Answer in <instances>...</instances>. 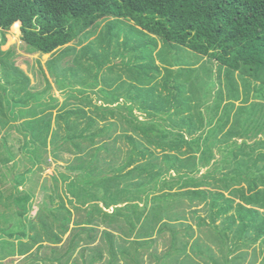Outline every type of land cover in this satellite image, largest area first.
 <instances>
[{"label": "trees", "instance_id": "obj_1", "mask_svg": "<svg viewBox=\"0 0 264 264\" xmlns=\"http://www.w3.org/2000/svg\"><path fill=\"white\" fill-rule=\"evenodd\" d=\"M117 20L132 22L146 39L135 41L126 36L119 43L122 30L101 35L109 45L112 36H118L116 49L123 48L124 52L119 50L122 59L131 51L126 65H131L128 72L134 83L124 96L130 105L111 108L107 105L118 102L114 92L100 90L103 106L89 94L95 91L98 100L95 89L111 61L110 53L101 57L92 44L81 48L76 59L89 62L84 68L88 77L81 82L84 90L76 89L66 76H57V61L75 51L70 43L89 37L96 26ZM17 24H21L25 54H51L46 64L58 90L68 99L82 96L94 109L89 116L80 107L66 110L63 104L64 111L56 114L66 124L62 142H70L71 151L78 154L95 145L93 153L79 157V165L71 167L73 173L60 177L67 201L89 211L85 230L73 237L69 250L82 245L81 234L98 231L94 223L102 220L122 222L134 235L130 241L117 243L113 232H103L106 264H120L121 259L145 264L143 252L167 232L170 251L161 257L153 254L158 264H243V250L264 240V139L254 144L244 140L241 145L232 140L264 134V0H0V163H13L0 174V202L5 196L8 201V214L0 215V264L21 257L29 264H39L32 251L37 245L43 247L44 239L59 244L72 212L62 203L44 209L37 220H29V213L35 212V196L20 190L48 159V146L57 137L51 118L59 103L52 95L45 97L51 83L43 71L49 86L37 93L27 74L8 64L6 57L13 49L1 48ZM159 41L163 46L156 52ZM59 52L60 57L56 56ZM198 57L215 60L217 73L226 72V84L220 82L215 96L214 70L195 68L192 58ZM157 58L162 67L157 66ZM209 97L214 99L212 104ZM237 101L244 104L238 106ZM136 107L146 119L135 115ZM109 118L115 122L99 125ZM117 123L127 127L120 137L130 149L120 165L103 169L100 153L113 151L106 143L98 141L96 146L97 139L115 131ZM14 130L22 136L19 151L30 164L23 172L18 171L10 144ZM216 149L219 167L212 163ZM219 172L224 174L218 177ZM4 182H11L18 192L15 198L13 193L4 194ZM201 205L206 217L192 209ZM190 214L196 225L186 220ZM195 226L205 239L196 236ZM102 258L99 253L89 263L83 262L94 264ZM48 260L50 264L60 262Z\"/></svg>", "mask_w": 264, "mask_h": 264}, {"label": "rangeland", "instance_id": "obj_2", "mask_svg": "<svg viewBox=\"0 0 264 264\" xmlns=\"http://www.w3.org/2000/svg\"><path fill=\"white\" fill-rule=\"evenodd\" d=\"M113 22V21H110ZM105 23V22H104ZM107 23V22H106ZM105 23V24H106ZM103 24L102 26H96L94 27V33L91 34L89 37L82 38L81 40H76L75 42L70 43L68 46L75 49L74 52H71L69 55L64 56L63 58H59L57 61V67L58 72L57 76L60 78H64L63 76H66L67 79H69L71 82L75 83V88L78 90H84V87L82 86L81 82H84V80L87 79L88 75L85 73L84 68L89 63L85 60H77L76 56H79L81 53V48L88 44H92L94 48L98 50V54L100 56H104V54L110 53V59L111 61L104 67V71L102 73L101 78L98 80V86L95 89L98 91V100L96 98L97 95H95V91H89V94H92V97L94 98V101L98 104L103 106L104 105V98L100 94V90L104 88V90L108 92H114L118 96V102L116 105H107L111 106V108H115L119 105L124 106L126 102V99L124 96L127 94L128 86L133 82L131 74L128 72L131 65H126L127 62L131 61V51L127 50L125 52V58L122 59L119 56V50L121 49V52H124L123 48L116 49V40L117 37H113L114 39L113 43L109 45V42L106 41L107 37H104L101 39L102 34H106L107 30H122L121 36H119V43H122L124 38L126 36H129L132 40L135 41H144V37L141 36L139 31L141 30L136 28V26L132 22H128L126 20H117L115 23L105 26ZM109 45V46H108ZM24 43L22 40V32H21V24L17 25L15 28H11V30L7 34V43L4 45L1 49L2 51H8L9 49H13L11 51V54L6 57L8 60V63L10 66H13V68H20L23 70L27 76L31 80V86L33 87V92H43L47 89L49 86L46 83L45 77L42 74L43 73L49 77V81L51 83V90L49 93H47V96L50 95L54 96L59 103V107L55 110H53V116L51 118L52 121V130H54L55 134H57V137L55 140L51 141L50 145L48 146L49 153L47 154V161L43 163L39 169L36 170L35 174L31 175V182H29L27 185L20 188V190L25 191L29 190L34 194V201H33V209H35L34 213H29V220H37V215L40 214L44 209H48L50 207L54 208L62 203H65V207L69 209L72 214L70 215L71 221L69 228L67 230V233L65 235L61 236V241L59 244H53L51 241H47V239L42 240L43 241V247H40V245H37L34 250L32 251L33 257H38L40 259L39 264H50L48 259H55L59 260L56 261L54 264H86L83 262V260L90 262L91 257L94 258L99 253H102L103 258L100 261H96L94 264H106L108 261V254H107V244L106 239L103 235L104 231H110L115 234V239L117 243H123V240L130 241L134 235H130L128 231V227L125 226L122 222H116V223H109L104 222L102 220L97 221V223H94L97 225L98 231H93L92 233H89L87 235L81 234V246L74 247L73 249H70L71 246V240L73 237L78 233L81 232L83 229L84 224H86L89 216H88V209H81V208H75L73 205H71L67 199L65 198V191H64V183L60 181L61 174L66 173H73L71 172V167L79 165L80 160L79 157H85L86 155L93 153L95 145H93L90 150H85L81 153L71 151L72 145L70 142L63 143L62 139L66 136V124L63 121H60L58 117H56V114L60 111H64L65 108H60L61 105L65 104L67 106L66 110H73L76 107H80L84 109L89 116L94 114V109L92 106H89V104L83 100L81 97H70L69 99L65 95L66 93H62L58 90L55 79L50 78L47 62L51 59L52 55H27L25 54V50L23 49ZM163 46V43L159 41L158 43V50L161 49ZM118 50V51H117ZM114 52H118V55H114ZM58 57L61 56L60 52L56 55ZM193 62H195L194 67L201 69L202 67H209L214 70L213 73V80L216 83L215 88L213 89V96H215L218 93V90L220 89V82H223L224 85L226 84V78H225V71H222L217 73L218 70V63L215 60H212L210 58H192ZM79 61V63L77 62ZM210 61L212 62V65H210ZM157 66L162 67L160 60L157 58ZM81 63V64H80ZM203 69V68H202ZM65 73V74H64ZM64 74V75H63ZM220 75V78H219ZM75 76V77H74ZM109 80V81H107ZM218 83V86H217ZM120 86H123V89L120 92H117L116 89ZM224 92H227V88L224 89ZM68 99V100H67ZM213 98L209 97V104L213 103ZM250 102L246 103V105H249ZM115 104V102H114ZM244 104L243 101H237L236 105H242ZM130 104H128L129 106ZM35 108V106H33ZM65 110V111H66ZM125 112V111H124ZM135 115L140 119L144 120L146 119L145 115L142 111H140L137 107L134 110ZM126 114V113H125ZM110 119V118H109ZM23 121L18 122L21 124ZM114 120H108L105 121H99V125L103 127L104 125H110L114 123ZM117 127L115 131H109L107 137H101L97 139V145L98 141L102 142V144L106 143L110 150L113 151V153H106L105 151H102L100 153V164L99 166L103 169H108L109 165L114 164L116 166L120 165L122 162L125 161V158L127 156L128 150L130 149V144L128 141L124 138L120 137V134H122L126 130V126L124 124L117 123ZM231 125V124H230ZM230 125L227 127V131L231 128ZM127 132L128 129H127ZM12 137H10V144L14 150V152L17 155V158L15 162L18 163V171L23 172L27 166H30L25 161V156L23 153L19 151L20 147V140L22 139V136L17 133L15 130L11 131ZM130 133V132H129ZM198 135H201L199 133ZM264 139V134L260 133L258 136L256 135H250V137L247 138H239L233 139L232 141L237 142V144L241 145L244 140H247L249 144H254L256 141ZM55 141V144H52V142ZM61 147L53 149L56 145H61ZM105 144V145H106ZM87 143H84V146H87ZM72 154H70V153ZM159 154H161V151H157ZM263 152V151H262ZM216 158L212 162L214 165L217 163V160L220 159V155L218 154V150H215ZM260 152L257 153V157L259 156ZM256 157V156H255ZM56 158V159H55ZM1 162V157H0ZM13 163L8 164L7 166H4L0 163V174L3 172H7V168H10ZM215 167H219L218 164L215 165ZM225 172V171H224ZM224 172H219L216 176L220 177L224 174ZM206 173V169L202 170L201 175ZM201 175H198L197 177H201ZM57 178V181L55 180ZM10 179V178H9ZM243 186H246L245 183L242 184ZM2 189L6 192L5 195H8L10 193L14 194L15 196L18 194V192L15 189H12L11 182H7L2 185ZM7 197L5 196L2 202H0V215L2 214H8L7 211ZM17 207L15 206L14 211H16ZM193 210H198V215L202 217H206L207 211L205 210L204 205L194 207ZM113 209L110 210L112 212ZM190 213V211H189ZM67 213H58V216L63 217L67 216ZM10 216V215H9ZM94 216V215H92ZM69 217V215H68ZM188 222L193 223L196 225V218L192 217L190 214L188 218ZM2 220H0V223ZM52 223V221H50ZM186 223V222H185ZM78 224V225H77ZM55 228H58V223L55 224ZM197 231L196 236H201L202 239H205L204 236L201 235L200 232H198L199 228L196 226L194 227ZM186 239V238H185ZM157 243L154 247H152L149 250H145L143 252L144 258L143 261L145 264H158L159 261L153 256L154 253H156L158 256H164L168 251H170L171 247V235L169 232L165 233L162 236L157 237ZM214 249L217 252V248L214 247ZM244 254H246V261L243 264H264V240L260 239L257 241L256 244H251L247 249L245 248L243 250ZM85 255L84 258L82 255ZM37 255V256H36ZM30 256V257H31ZM183 256L181 257V262L183 261ZM239 260H242L241 257H238ZM27 259H24L23 257L16 259L15 261H8L5 264H29L26 262ZM120 264H133L130 261L121 259Z\"/></svg>", "mask_w": 264, "mask_h": 264}, {"label": "bare ground", "instance_id": "obj_3", "mask_svg": "<svg viewBox=\"0 0 264 264\" xmlns=\"http://www.w3.org/2000/svg\"><path fill=\"white\" fill-rule=\"evenodd\" d=\"M17 25H18V24H17ZM17 25H16V26H17ZM16 26H15V27H16Z\"/></svg>", "mask_w": 264, "mask_h": 264}]
</instances>
